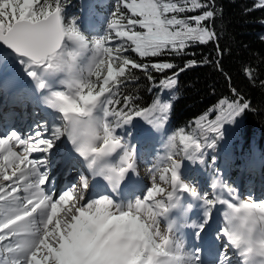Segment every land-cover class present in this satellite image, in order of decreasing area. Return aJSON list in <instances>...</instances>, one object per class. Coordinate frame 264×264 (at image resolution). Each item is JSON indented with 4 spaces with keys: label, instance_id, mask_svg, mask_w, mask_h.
Here are the masks:
<instances>
[{
    "label": "snow or ice",
    "instance_id": "1",
    "mask_svg": "<svg viewBox=\"0 0 264 264\" xmlns=\"http://www.w3.org/2000/svg\"><path fill=\"white\" fill-rule=\"evenodd\" d=\"M255 9L264 10V0H255ZM61 11V0H0V46L14 55L59 121L51 126L36 121L26 133L12 128L0 134V264H203L202 250H185L177 234L190 227L200 238L218 204L226 211L217 264H233L230 250L240 264H254L256 257L264 264V202L241 200L219 169L210 180L211 194L183 174L185 161L207 168V150L224 139L225 125H236L251 109L235 89L238 98L221 101L216 120L201 125L202 139L184 130L167 135L163 158L149 169L152 184L145 195L125 198L123 192L129 174L137 172V149L118 130L148 117L162 134L171 104L157 100L151 109H137L127 95L116 99L120 88L135 80L133 70L152 69L172 70L160 81L172 89L180 73L196 66V61L183 67L139 63L126 53L141 60L183 56L195 45L211 43L220 52L215 0H117L108 33L91 43L86 68L77 60L88 42L75 20L62 23ZM66 42L79 50H69ZM8 59L0 55V70ZM244 71L253 79L251 68ZM65 142L81 168L73 164L69 171H77L76 181L57 190L52 169ZM101 180L108 191L91 196ZM196 209L200 219L189 222ZM161 218L166 233L160 231Z\"/></svg>",
    "mask_w": 264,
    "mask_h": 264
},
{
    "label": "trees",
    "instance_id": "2",
    "mask_svg": "<svg viewBox=\"0 0 264 264\" xmlns=\"http://www.w3.org/2000/svg\"><path fill=\"white\" fill-rule=\"evenodd\" d=\"M254 2L215 0L218 10L215 31L219 36L220 52L216 43H211L195 45L183 56L141 60L134 53H126L139 63L167 61L183 67L188 61H196V66L180 73L178 83L172 89L160 86V81L171 76L172 70L163 73L152 69L148 73L133 70L135 80L122 86L120 95L116 97L121 102L123 96L131 97L132 105L137 109H151L157 100L170 103L163 133L165 142L167 135L179 130L201 137V125L206 126L208 121L216 120L220 102L238 98L233 94L235 89L239 97L250 102L251 109L238 118L236 125H225L224 139L217 142L215 149L207 150L205 159L208 168L211 166L210 171L199 164L191 165L185 161L187 170L198 169L203 175L204 169L211 176L219 169L220 174L223 173L222 179L233 188L234 178L241 171L244 174L253 172L255 179L259 174L264 178V84L261 83L264 81V10H252ZM61 4L64 25L75 20L76 27L84 37L98 39L108 33L107 22L117 0H61ZM83 20L92 21L98 27L87 30L82 27ZM245 67L253 70V79L246 75ZM149 75L153 77L152 80L148 79ZM147 120L148 117L136 118L133 125L127 126V132L135 137L145 132V127L149 125ZM256 161L261 169L258 172L253 170ZM245 179L251 180L249 176H245Z\"/></svg>",
    "mask_w": 264,
    "mask_h": 264
},
{
    "label": "rangeland",
    "instance_id": "3",
    "mask_svg": "<svg viewBox=\"0 0 264 264\" xmlns=\"http://www.w3.org/2000/svg\"><path fill=\"white\" fill-rule=\"evenodd\" d=\"M92 26L98 27L97 24L94 22H91L89 20H83L82 27H85L88 30V28L92 27ZM84 38H85V41L88 42L89 46H88V48L83 49V50H79L77 46L72 45L70 42H66L69 50H79L80 51V55H79L78 60H77V65L79 68H86L87 64L90 62V60L92 59V56H93L91 43L95 39L90 38L89 36L84 37ZM0 55H7L9 57V59L7 60V63L4 65L3 69L0 70V74L1 73L4 74L13 64L16 63L15 57H14V55L8 54V53H6V51H3V50H0ZM17 74H19V77H21V78L26 77L23 73L22 68H21V70H19V73L17 72ZM59 78H63V75H61ZM93 79H95V77H93ZM33 95L35 97V95H36L35 92H33ZM20 96L23 99L26 98L24 93H22V95H20ZM37 102L41 103L43 105V102L41 101V99L38 100ZM18 105L24 108V110H21V113L23 115H21L19 113L16 114L17 118L21 117L20 120L22 119V121H24V120H27L28 118H31L33 120V122L41 121V120H47V118L44 119V117H43L45 112H47V106H42L40 108L35 101H31V102H27V105L31 107V109L29 110V109H26L24 107V106H26V104L19 103ZM34 106L39 107L40 113L39 112L33 113ZM13 110H15V109H13ZM56 115L57 114L55 113L54 117L48 121L49 126H51L53 123H59V121L54 119ZM14 118H11V121H13ZM4 123H7V121L5 120V122H2L1 126H4ZM29 126L26 127L25 133L27 132ZM145 128H146L145 132H141L138 136H144V138H142L143 141L148 140V139L149 140H148V142L145 143L143 148L140 150V153L137 154V172L129 174V176H130L129 180H132L134 183H132L130 181L127 182V183H129V185H132L135 188V192L129 193L128 196L125 198L143 196L146 194L147 188L151 187V184H152V174L149 172V169L152 167L153 164H156L159 160H161L165 154V149L163 146L164 145L163 144L164 143L163 133L157 134L152 129V126L150 124L147 125ZM8 129L9 128H5L2 131L0 130L1 131L0 134H4L5 132L8 131ZM118 131L120 132L121 135L125 136L126 129H120ZM125 139L127 142H129L130 144H132L134 146L133 141H129L127 138H125ZM41 155H42L41 153H33V156H35L37 158H39ZM222 156L224 158H226L225 155H222ZM223 157H222V159H223ZM177 158H179V157H177ZM73 164H75V168L78 171L80 169L79 164L77 161H74V160L71 161L70 163H68V166H69L68 168H71L73 166ZM216 165H217V162H216L215 166ZM254 165H256L255 168H253V170L255 172H256V169L261 170L260 166H259L260 164L258 161H256V163ZM258 166H259V168H258ZM210 168H211V166L209 165V168H208L209 171H210ZM65 169H67V168H65ZM77 171L68 172V170H65L66 177L73 179L71 182H75L77 179ZM214 171H215V169H214ZM249 172L251 174H246V173L244 174L243 173L242 176L239 174L234 178V181H233L234 182L233 183L234 188L233 189L236 192H238L241 200H247L249 197H251L256 202H264V178L263 177L261 178L259 176L260 174L258 176L256 174L257 177L255 179V177L252 175L253 172H251V171H249ZM249 172H247V173H249ZM203 173H204V175L201 172H199L198 169L189 171L186 169V166H184V169H183V174L186 178L195 181L201 191H208L209 194H211L212 190L210 189L209 184H210L211 178L216 174H213L211 176L206 171V169L203 170ZM220 175L222 176L223 173ZM158 176H159V174L157 173L156 182L160 183ZM245 176L246 177L249 176L251 178V180L245 179ZM125 186H127V184ZM92 191L90 193L91 196L99 195L97 193L93 194ZM130 191H131V189H130ZM186 199H190V197H186ZM224 211H226V208L224 206L219 205V204L216 206V208L213 210V213H212V216L214 215L215 217H217L214 229H213V231H210V235L209 234L206 235L207 238L210 239L209 240L210 242H216L218 244L217 248H213V250L216 252L217 257H218V254L221 251H223V247H224V245H223L224 243L222 242L221 239L218 238V233L225 223L224 215H223ZM199 219H200L199 213L194 215L192 212L190 214L189 222H191V220H199ZM182 229H184V230L187 229L189 231L188 236H187V234H182V233L178 234L180 239H182V241H183L185 250H192L195 248H200V243H199L200 238H196L193 235L195 229L190 228V227H186V228H182ZM160 231L162 233L167 232V222L163 218H161V222H160ZM205 233H207L206 230L202 233V235ZM191 239L193 240V243L190 246H188V243H186V241H190ZM230 254L231 253H229V255ZM217 259H213L215 261V264H217ZM232 259H233V264H239L238 260H236L235 258H232ZM209 263H214V262L209 261L207 264H209Z\"/></svg>",
    "mask_w": 264,
    "mask_h": 264
},
{
    "label": "bare ground",
    "instance_id": "4",
    "mask_svg": "<svg viewBox=\"0 0 264 264\" xmlns=\"http://www.w3.org/2000/svg\"><path fill=\"white\" fill-rule=\"evenodd\" d=\"M19 70H21V66L19 65V64H17V63H15V64H13L6 72H7V74H9V73H12V72H15V73H19ZM29 85L30 86H32V83H31V81H30V83H29ZM35 92V91H34ZM38 100H40V97L39 96H37L36 97V101H38ZM50 111H52L51 109H49V108H47V112H50ZM54 115H55V113H54ZM54 115H53V117H54ZM52 117V118H53ZM34 118V117H33ZM28 120V119H27ZM50 119H47V121H49ZM0 130H1V128H0ZM65 162L63 163V166L62 167H64L65 166ZM128 181H130V182H132V183H134L132 180H128ZM127 181V182H128ZM102 188H105V189H108L107 188V186H106V184L102 187ZM102 188H100L99 190L97 189L96 191H94L93 192V194H95V193H97V194H100V193H103V192H107L105 189H102ZM125 188H126V186H125ZM127 190L124 192V193H126V194H128L129 192H135V189H131V191H130V188H126ZM192 213V212H191ZM190 213V214H191ZM199 213V217H200V211H199V209H196V210H194L193 211V214L195 215V214H198ZM175 214V213H174ZM214 216V215H213ZM216 219H217V217H215L214 216V219H213V217H212V219H211V221H210V223H209V225L211 224L212 226L211 227H206V232L207 233H205V234H203L201 237H200V241H199V243H200V247H204V246H206L207 248H208V252H210V254H211V251L213 250V248H217L218 247V244L216 243V242H209V240L210 239H208L207 238V236L206 235H210V231H213V229H214V226H215V222H216ZM186 228V227H185ZM180 231H182V230H180ZM179 234V233H178ZM177 234V235H178ZM182 234H187V236H188V234H189V231L187 230V229H183V233ZM186 237V236H185ZM223 243H224V241H222ZM186 243H188V246H190L192 243H193V240L191 239L190 241H186ZM219 249V248H218ZM219 251V250H218ZM233 251V250H232ZM234 252V251H233ZM230 253V252H229ZM213 255H209V258L206 260V263H208L209 261H214L213 260ZM238 258L239 260H240V257L238 256V255H236V254H234V257H232V258ZM217 259V258H216ZM255 259V262H254V264H259V260H260V258L259 257H256V258H254ZM239 264H240V261H239Z\"/></svg>",
    "mask_w": 264,
    "mask_h": 264
},
{
    "label": "water",
    "instance_id": "5",
    "mask_svg": "<svg viewBox=\"0 0 264 264\" xmlns=\"http://www.w3.org/2000/svg\"><path fill=\"white\" fill-rule=\"evenodd\" d=\"M0 49H4L5 51H9V50H7V49L3 48V46H0Z\"/></svg>",
    "mask_w": 264,
    "mask_h": 264
}]
</instances>
